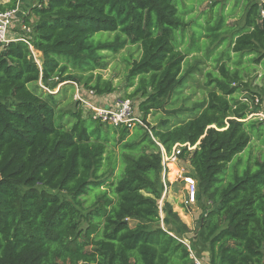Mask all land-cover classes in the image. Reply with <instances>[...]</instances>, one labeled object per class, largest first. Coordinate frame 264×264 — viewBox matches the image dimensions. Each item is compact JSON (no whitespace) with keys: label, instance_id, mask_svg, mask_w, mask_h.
Masks as SVG:
<instances>
[{"label":"trees","instance_id":"obj_1","mask_svg":"<svg viewBox=\"0 0 264 264\" xmlns=\"http://www.w3.org/2000/svg\"><path fill=\"white\" fill-rule=\"evenodd\" d=\"M26 1L0 3V12L19 7L11 29L18 40L0 47V264H196L197 245L206 264H264V122L250 117L262 103L255 93L236 98L248 90L250 67L264 68V1L235 0L238 26L227 23V0H209L195 25L181 0ZM101 33L114 37L94 39ZM226 43L213 59L215 72L196 84L192 71L201 61L193 56ZM127 45L140 50L125 80L136 85L128 97L142 99V135L104 131L80 109L67 116L43 91L74 82L97 96L112 94V83L93 71L101 52ZM191 55L195 65L185 69ZM188 82L202 101L187 104ZM158 144L167 154L176 144L195 146L183 148L179 161L188 162L209 207L191 245L179 237L185 225L171 206H158ZM95 190L97 202L82 213Z\"/></svg>","mask_w":264,"mask_h":264},{"label":"rangeland","instance_id":"obj_2","mask_svg":"<svg viewBox=\"0 0 264 264\" xmlns=\"http://www.w3.org/2000/svg\"><path fill=\"white\" fill-rule=\"evenodd\" d=\"M3 1L5 0H0L1 3H3ZM260 1H264V0H260ZM181 2H182L181 6L184 11L188 12L189 9H191V12H188L189 14L186 17H184L185 20H187L188 22H190V20L194 21L192 22L193 23L192 25H195V22H197L198 24H202V22L204 21L202 17V13L207 8L210 7L211 1L181 0ZM224 2L225 0H223V3ZM227 2L228 3L224 9L226 15H230L227 18V23L237 25L239 23L241 5H238L236 7L235 0H227ZM25 13L26 11H24V14ZM184 35H185V39H184L185 43L182 46H180V49L182 50H185L188 47L189 44L188 42L190 36L192 35V29L191 28L187 29ZM113 37L114 35L112 33L111 34L101 33L95 35L94 39L106 41V40H112ZM226 50H228L227 43L218 48H216L215 46L209 47L208 49L202 50L193 56V57H197V59L201 61V64L198 66V69H194L192 71V77L196 84H200L203 82V78L206 72L209 71L215 72L216 60L213 61V59L218 58V56H220ZM32 52L35 56V60L38 61L40 65V60H39L40 54L35 52L33 49ZM208 52H210V56L207 59L205 57V54H207ZM101 55L104 57V59L102 60L101 68H98L93 71V77L95 78L97 75H100L102 80L110 81L114 86V88L116 89L115 92H113L112 94L104 95V96H97V95L92 96L90 92L87 90V88H84L82 85L80 86V84H76L74 82H67V84L64 83L63 85L59 84L54 91H48L46 88L43 87V91L51 95H54L51 98L59 102L58 109L61 112L65 113V115L67 116L69 113H72L80 109L82 111L83 118L89 116L91 117V111H90L91 109L89 108V106L98 107L99 103L105 101L107 98H108V102L110 101L112 102L116 98H127L132 101L135 114L138 115L140 118H142L143 114L138 108L139 103L141 102L142 99L139 97H133V98L128 97L130 93L134 91L136 85L132 87H127L126 84L127 82L125 80L128 67L131 65V63L134 60L138 59V57L140 56L139 48L136 46L127 45L124 49H122L116 54L101 52ZM193 57L192 55L188 57L189 59H192V61L188 62L187 65L186 63H184L183 66L185 69L194 67L195 62L193 60ZM189 59H187L186 61H188ZM244 82L247 83L248 90L245 91L243 89V91L236 98L241 99L246 95L250 97L252 93H255V95L259 96L262 103L258 111L259 113H263L264 115V68L261 65L250 67V70L245 76ZM79 87H83V89ZM29 88H32V85H30ZM60 88L61 91H59ZM183 96L186 98L189 97L190 102L187 101V104L200 102L205 97L197 86L195 85L192 86L191 82H188V85H186L185 88L183 89ZM78 98H80L83 102L81 103L79 102L80 104L77 106L76 101L78 100ZM255 118L260 119L261 117H259V114H257V117ZM153 119L154 118L152 116H148L146 121L153 125L152 123ZM89 123L93 128L97 125V122H94L91 119H89ZM103 126L105 127L104 131L106 130L112 131L116 129L112 126L109 125L107 126L106 124H104ZM129 133L130 135L133 134L134 136H140L143 134V132L137 127L131 129ZM251 145L255 147L253 150V154L256 156L258 153V151H256L257 146L254 143ZM108 153L112 154L113 158L114 156L119 157V151L116 149V147L109 146ZM168 169L169 172L165 179L167 189L166 192H164V186H163V193L161 196L162 203L160 206V210H162V206L164 202H167L171 206L173 212L177 214L178 219L185 225L184 228L176 229L177 232L179 233V237L185 243L191 245L192 241L194 242L195 239L197 225L201 217L204 216L206 213L204 209L208 208L209 206L205 198L198 195L199 192H198L197 183H196V189H197L196 198L198 196V199L191 206L186 207L184 205L186 191H185L184 182L181 180V177H183L184 175H188L191 172V168L188 162L186 161L175 162L173 165H169ZM116 172L117 169L115 170V173ZM98 192L99 191L97 190L92 191L84 198L85 202L83 208L85 210H83L82 213L85 214L87 211H91L93 209V204L97 202V199L95 198V194H97ZM197 246H198L197 247L198 253L192 252V257L195 258L196 263L206 264L205 260L202 259V256L204 254V252L200 250L202 247L200 245Z\"/></svg>","mask_w":264,"mask_h":264},{"label":"built area","instance_id":"obj_3","mask_svg":"<svg viewBox=\"0 0 264 264\" xmlns=\"http://www.w3.org/2000/svg\"><path fill=\"white\" fill-rule=\"evenodd\" d=\"M22 0H18V3H21ZM19 7L17 6L14 10H9L5 12H0V47L3 48L7 46L11 42H15L18 38L11 36V29L16 25V21L18 19ZM264 17V13H262ZM31 49V48H30ZM33 58L35 60V56L32 52ZM38 66L39 63L36 61ZM90 94L94 96L93 92L90 91ZM77 100V99H76ZM80 103L83 102L80 98L78 100ZM247 101V100H244ZM254 103H258V99H254ZM91 109V117L94 120H99L101 123L112 126V127H126L128 130L135 128L137 125H143L142 119L135 114L133 109V103L131 100L127 98H116L111 103L106 106H89ZM259 117L261 121L264 122L263 113H255L252 114L251 117ZM159 145V144H158ZM187 148V150L191 151L195 146H190L189 144H176L173 146L170 154H167L163 147L159 145L160 153H161V165H162V183L164 186V192H166V177L168 175L169 165H173L175 162H179V155L181 154V150L183 148ZM181 180L184 182L186 197L184 200V205L186 207L193 205L197 198V189L195 180L189 176L184 175L181 177ZM162 203V199L159 201L158 206L160 209ZM199 264V263H196Z\"/></svg>","mask_w":264,"mask_h":264},{"label":"crops","instance_id":"obj_4","mask_svg":"<svg viewBox=\"0 0 264 264\" xmlns=\"http://www.w3.org/2000/svg\"><path fill=\"white\" fill-rule=\"evenodd\" d=\"M7 1L5 0V1H3V3H1V4H5ZM26 0H23V3H22V6L24 5V4H26ZM111 102V101H110ZM110 102H108V98L105 100V101H102L101 103H99V106H106V105H108Z\"/></svg>","mask_w":264,"mask_h":264},{"label":"water","instance_id":"obj_5","mask_svg":"<svg viewBox=\"0 0 264 264\" xmlns=\"http://www.w3.org/2000/svg\"><path fill=\"white\" fill-rule=\"evenodd\" d=\"M221 2L223 1V0H220Z\"/></svg>","mask_w":264,"mask_h":264}]
</instances>
